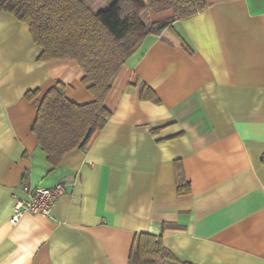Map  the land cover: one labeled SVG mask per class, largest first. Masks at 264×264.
<instances>
[{"label": "crops", "instance_id": "obj_1", "mask_svg": "<svg viewBox=\"0 0 264 264\" xmlns=\"http://www.w3.org/2000/svg\"><path fill=\"white\" fill-rule=\"evenodd\" d=\"M204 1L142 38L105 97V125L55 167L25 92L61 81L73 102L93 95L74 59L38 61L28 25L0 11V264H133L139 232L161 236L174 256L161 264H264V0ZM143 83L158 101L139 96ZM57 183L48 215L10 222L23 184Z\"/></svg>", "mask_w": 264, "mask_h": 264}, {"label": "trees", "instance_id": "obj_2", "mask_svg": "<svg viewBox=\"0 0 264 264\" xmlns=\"http://www.w3.org/2000/svg\"><path fill=\"white\" fill-rule=\"evenodd\" d=\"M204 7V0H111L97 10L85 0H0V11H8L28 25L33 41L41 48L37 60L74 59L83 71L81 83L93 95L89 102H73L66 96L61 81H56L40 98L36 97V89L25 92L36 106L32 132L51 167L57 166L68 151L85 150L93 135L105 125L111 114L104 105L105 97L120 67L142 38L148 33H160L174 20ZM147 8L171 9L173 15L145 24L141 13ZM139 96L158 101L155 92L144 83ZM175 178L178 191L189 192V182L178 162ZM164 259L174 260V256L160 235L135 234L129 262L161 264Z\"/></svg>", "mask_w": 264, "mask_h": 264}, {"label": "built area", "instance_id": "obj_3", "mask_svg": "<svg viewBox=\"0 0 264 264\" xmlns=\"http://www.w3.org/2000/svg\"><path fill=\"white\" fill-rule=\"evenodd\" d=\"M21 188L25 196L14 195L12 213L9 219L11 223H16L25 212L43 216L48 215L53 204L63 193L64 184L57 183L50 187L23 184Z\"/></svg>", "mask_w": 264, "mask_h": 264}, {"label": "rangeland", "instance_id": "obj_4", "mask_svg": "<svg viewBox=\"0 0 264 264\" xmlns=\"http://www.w3.org/2000/svg\"><path fill=\"white\" fill-rule=\"evenodd\" d=\"M93 10H97L98 8H104L106 4H108L111 0H85Z\"/></svg>", "mask_w": 264, "mask_h": 264}]
</instances>
